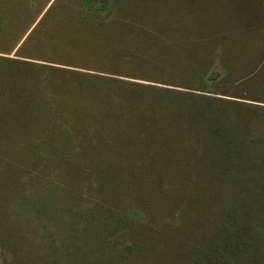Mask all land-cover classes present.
I'll use <instances>...</instances> for the list:
<instances>
[{"label":"rangeland","instance_id":"obj_1","mask_svg":"<svg viewBox=\"0 0 264 264\" xmlns=\"http://www.w3.org/2000/svg\"><path fill=\"white\" fill-rule=\"evenodd\" d=\"M109 2L105 23L196 27L199 52L213 59L207 75L216 76L211 92L219 94L208 95L235 104L264 157V0ZM84 10L82 0H0V264H264V170L255 183L233 187L184 172L159 187L136 171L98 188L88 175L70 201V186L56 183L57 214L44 210L46 152L36 113L44 100L54 104L43 93L52 90L54 70L94 73L59 61L69 60L59 58L66 52L60 33L83 35L76 24ZM175 10L189 17L168 20Z\"/></svg>","mask_w":264,"mask_h":264},{"label":"trees","instance_id":"obj_2","mask_svg":"<svg viewBox=\"0 0 264 264\" xmlns=\"http://www.w3.org/2000/svg\"><path fill=\"white\" fill-rule=\"evenodd\" d=\"M93 1L82 0L85 10L76 26L84 27L83 35L75 28L60 33L66 52L60 51L59 58L69 60L59 61L94 73L54 70L52 90L43 91L54 104L41 101L36 113L46 152L44 210L49 213L57 201L56 183L70 186V201L88 175L98 188L130 181L125 176L136 171H143L146 184L159 187L176 182L169 175L174 172L193 173L202 184L233 187L258 181L264 157L245 132L246 120L235 104L208 95L219 93L211 92L216 76L207 73L213 59L199 52L197 28L154 27L150 21L124 28L100 20L110 10L109 0L100 6ZM165 17L189 16L175 10ZM43 22L44 17L37 27ZM51 175L55 179L47 181Z\"/></svg>","mask_w":264,"mask_h":264}]
</instances>
